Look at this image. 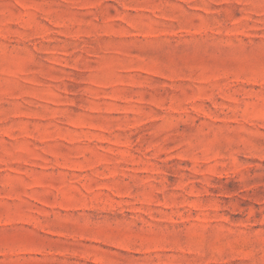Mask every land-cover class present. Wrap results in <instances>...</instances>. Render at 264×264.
<instances>
[{"label": "rangeland", "instance_id": "obj_1", "mask_svg": "<svg viewBox=\"0 0 264 264\" xmlns=\"http://www.w3.org/2000/svg\"><path fill=\"white\" fill-rule=\"evenodd\" d=\"M0 264H264V0H0Z\"/></svg>", "mask_w": 264, "mask_h": 264}]
</instances>
